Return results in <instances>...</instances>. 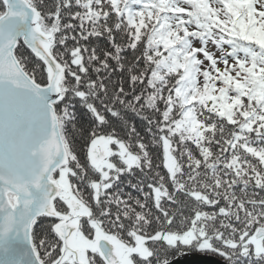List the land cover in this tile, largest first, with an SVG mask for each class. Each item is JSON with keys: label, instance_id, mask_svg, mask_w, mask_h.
I'll list each match as a JSON object with an SVG mask.
<instances>
[{"label": "snow or ice", "instance_id": "snow-or-ice-1", "mask_svg": "<svg viewBox=\"0 0 264 264\" xmlns=\"http://www.w3.org/2000/svg\"><path fill=\"white\" fill-rule=\"evenodd\" d=\"M264 264V0H0V264Z\"/></svg>", "mask_w": 264, "mask_h": 264}, {"label": "water", "instance_id": "water-1", "mask_svg": "<svg viewBox=\"0 0 264 264\" xmlns=\"http://www.w3.org/2000/svg\"><path fill=\"white\" fill-rule=\"evenodd\" d=\"M214 259L213 257H202L199 254L193 253L192 255L181 259L180 264H210ZM179 264V262H177Z\"/></svg>", "mask_w": 264, "mask_h": 264}]
</instances>
